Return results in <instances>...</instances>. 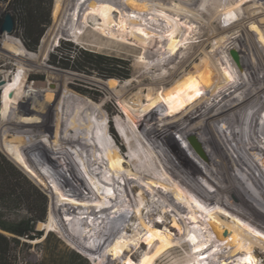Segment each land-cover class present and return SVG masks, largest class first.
Wrapping results in <instances>:
<instances>
[{
  "label": "rangeland",
  "instance_id": "374dc122",
  "mask_svg": "<svg viewBox=\"0 0 264 264\" xmlns=\"http://www.w3.org/2000/svg\"><path fill=\"white\" fill-rule=\"evenodd\" d=\"M91 1L111 3L114 10L108 19L109 24L114 25L120 18H123L126 20V28H129L131 21L136 20L142 27L156 34L153 42H136L125 34L108 38L107 33L96 27L92 21ZM131 1L60 0L58 5L57 0H40L38 10H35L34 7L36 6L31 2L28 4L26 16H28L27 19H29V24L32 27L33 35L40 34L35 47H26V35H24L23 28L18 25V21L14 23L12 31L2 33L0 30V71L9 72L8 81L0 87V93H8L18 75L21 79L17 84H22L16 102L2 98L0 103V125L3 106L6 103H11L16 106L11 122L15 128L17 126L16 130L22 129V131L11 130L0 140L6 137L8 140H12L15 136L30 135L45 137L50 143L47 168L44 167L46 163L39 159V165L46 172L44 181L34 178L30 163L26 162L22 165L4 153L0 147V151L32 179L47 197L45 219L36 224L35 238L28 239L27 244L19 247L18 264H94L93 257L96 261L104 264H128L129 258L133 264H264V206L254 195L243 188L241 189L237 184H232L233 187H231L228 186V183H221V185L215 182L205 172L201 160L196 157L191 149L185 134L188 133V129L193 130L194 125L203 131V129L212 130L211 127L216 124L214 129H216L219 138H226L228 148L234 150L233 154L239 161H245L246 158L242 155L240 147L249 148L253 145L252 143L245 145L241 143L240 139L245 137L250 142L254 136L256 138L258 133H262L258 129L264 127V116L261 115V112L264 114V108H259L251 96V94L257 95L261 92H259L258 81L252 83V76L259 77L260 72L256 71L251 61H246L248 68L244 69L243 76L245 79H251L248 94L247 90L240 93L234 89L233 97L224 98L222 105L220 103L218 107L209 100L210 106L214 107V112L211 114L213 119L207 117L208 120H201L200 113H205L206 116L209 114V110L206 107L201 108L200 111L196 110L195 107L199 105L197 101L191 102L189 105L179 106L187 96L200 92L201 84L196 79H189V74L201 62L200 58L203 54L198 53L188 61V66L181 70H177V64L186 60L193 53L194 44L199 42L201 36L208 31L215 32L211 24L218 25L217 28L223 25L228 27H223L216 32L217 34L210 39L209 43L204 45L203 52L211 56L216 70L220 71L218 73L222 77L227 72L232 74L230 80L224 84L226 90H232L239 83L237 74L234 72L237 70L238 53L234 50L221 51L220 42L213 45L211 42L221 37L220 41L224 44L226 38L222 40V36L230 33L229 31H234L238 35L241 32L244 33L243 26L239 24L241 20H237L245 14V9L242 8L244 5H240L238 12L235 11L236 5L230 6L232 10L229 11L233 14L230 16L229 14L225 15L228 8L224 9L222 6L219 7V11L213 0H182L181 2H185L184 7L178 6L181 4L180 1V3L177 2L178 0H137L142 5L141 10L133 9L130 5ZM226 1L229 3V0ZM76 3L78 6L75 17L76 35L72 36L69 33L68 24L71 22V13ZM194 3L199 12L203 10L201 12L203 19L193 15H190L189 18L186 17L188 5ZM239 11H242L240 16L238 15ZM7 15L14 22L10 0H0V28ZM261 17H264V13L255 15L252 20ZM189 22L194 25L193 29L188 30ZM178 23L187 39L180 42L177 50L171 54L166 50L167 43L171 37L170 34ZM246 28L251 34L252 42L264 56L263 41L259 39V28L252 25L251 22L246 23ZM66 41L74 43L82 50L94 51L115 59H121L128 63L129 77L123 79L122 76L126 72L124 69L117 70L114 74L105 73V75L109 74L112 77L108 78V76L104 77L98 74L90 67L83 66V62L75 63L83 70L68 69L50 63L51 53L57 46ZM247 41L251 43L248 38ZM121 42L130 44L133 50L120 46L119 43L121 44ZM235 44L238 45V42ZM9 52L25 56L33 62L44 58L45 68L36 66L18 68L14 64L15 58ZM246 60L248 59L246 58ZM222 62L223 64H221ZM59 71L63 73L61 74ZM226 76L228 77V75ZM26 78L31 79L26 80ZM260 82L262 83L261 79ZM189 83H192L191 88L184 94H178ZM29 85L36 90H47L43 92L46 96L35 97L25 94V89ZM64 87L76 96L88 99L100 109L104 119L107 120L108 132L113 141L112 145L117 147L121 154V142L118 141L121 137L120 130L123 129V126L129 125L163 171L164 179L155 178L153 176L156 173L154 169L148 168L146 170L137 167L122 154L124 163L127 165L126 168L129 169L127 173L119 172L111 164L105 153L103 154V152L91 148L90 145L88 146L89 152H94L98 159L102 156L99 161L103 160L104 166H107L104 169L106 178L102 174H93L88 169L87 172L89 175L92 174L91 177L94 182L102 190H105L103 191L106 196L114 200L115 206L112 207L110 217L104 218L107 223L110 221L109 218L113 220L112 223H108L110 227H106L107 223L104 225L98 218L93 219V216L88 219L84 212V205L77 206L81 196H85L87 191L90 200L92 202L95 200L91 198L94 196H92L93 189L88 185L89 176L78 170L79 163L74 166L69 161L67 162L69 157L64 159L62 157L68 179L64 185L53 184V180H57L56 177H52L56 168L54 161L56 151L54 152L51 137L44 135L43 132L53 129L57 123L58 101ZM52 90H55L53 97H47L49 92L52 93ZM215 93L221 94L223 91L216 89L213 94L216 95ZM38 98H42L43 101H39ZM262 98L264 97L262 96ZM173 102L178 108L169 110ZM74 104V101H71L72 109H74ZM242 106H247L248 111H244L245 107ZM249 107L252 108V112L257 108L254 114L258 111L260 116L255 115L256 117H253ZM173 114L186 116L182 115V121H179L173 117ZM114 115L120 116V119L115 117V122L119 121L123 125L115 129L116 137L110 131V126L114 123L112 122L114 120H111ZM189 117H192L190 122ZM197 117L201 119L198 120ZM134 122L138 123L144 137L136 129ZM159 122L166 123L160 128ZM228 136L238 142L232 141ZM17 145L22 146L23 144ZM200 146H203L201 150L203 149L204 153L206 146L204 144ZM212 149H207L205 155ZM249 150L251 149L249 148ZM260 153L263 154L264 150H260ZM171 154H179L184 163V173L181 175L177 176V173H174L172 168L168 166V156ZM158 157L161 158L162 163ZM211 167V170L216 169L215 164ZM259 167H261V162L257 161L249 165L248 168H243L242 173L245 174H243L244 177L252 176V180L256 177L257 183L264 186V180L258 177ZM224 173L218 177L225 181L228 175ZM188 177H190L188 181L181 182ZM178 179L182 180L178 183ZM208 182L214 186L217 193L211 189ZM222 188L229 189L234 196L233 199L235 200L228 199L231 202L232 209L230 210L232 211L219 198V195H223L221 193ZM254 188L258 190L256 186ZM223 199L225 202L226 199ZM237 199L242 200L237 201ZM55 205L67 212L69 216L67 219L71 220V223L67 224L71 225L69 227L66 224V227L72 230L74 227L80 226L82 232L73 231L70 235L65 232L63 225H50L48 213L50 208L55 207ZM94 205L96 212H100L97 203ZM233 208L245 209L246 212L240 211L237 214ZM211 217H215L221 222L228 233L226 237L213 230L210 222ZM152 228L160 232L152 242H148L146 237ZM93 229L97 231L95 237L92 236ZM86 230L87 232H85ZM103 230L106 231L98 232ZM190 235L191 238L194 236L195 239L190 240ZM76 236H80V238L77 239ZM119 236L126 240L130 239V244L122 255L115 257L109 248L113 240ZM74 239L78 240V244L84 246L83 250L74 246L77 243L69 242ZM200 240H204V242L201 244ZM158 242L163 243V248L161 247L155 253L153 249Z\"/></svg>",
  "mask_w": 264,
  "mask_h": 264
},
{
  "label": "bare ground",
  "instance_id": "6f19581e",
  "mask_svg": "<svg viewBox=\"0 0 264 264\" xmlns=\"http://www.w3.org/2000/svg\"><path fill=\"white\" fill-rule=\"evenodd\" d=\"M57 1H58L57 2L58 5H59L60 0H57ZM179 1L181 2L182 0H178L177 2H179ZM101 2L102 1H91L90 7L92 8V11L90 13L92 16L93 23L96 25V27L103 29L107 33V35L109 36L108 38H114V37H117L119 35L125 34V35H129L136 42L137 41L138 42H146V43L153 42V39L155 38L156 34L152 31L147 30L146 28L142 27L136 20L131 21V27H129V28H126V20H124L123 18H120V20L114 25L109 24L108 19L110 18V15L114 10V6L111 3H101ZM213 2H214V5L217 7L218 10L220 9L219 7H222V6H224V9L228 8L227 9L228 12L225 15L229 14L230 16L233 15V14H231V11H229V10H232L230 8V6L234 7L236 5L237 9L235 11L238 12V10L240 9V5L241 4L244 5L242 8L245 9L244 10L245 14L240 16L242 11L241 12L239 11L238 15L240 17L237 18V20L238 19L241 20L239 24H240V26H243L242 28H243L244 33L241 32L238 35L237 33H234V31H229L230 33H227V34L222 36L223 37L222 40H224L226 38L224 44H222V41H220L221 37H219L218 40H214V42H211V45L220 42V44H221L220 48H222V49H220V48L219 49L221 51H224V52L227 51L228 52V50H234L235 52L238 53V58L236 60L237 61L236 62L237 63V70L234 69L235 70L234 72H236V74H237L236 76L238 78L239 83H237L235 85V88H233L232 90L231 89L226 90L224 84L230 80V76L232 74L230 75V73L227 72L228 70L223 69L224 71L227 72L226 75H228V77L226 75H223V77H222L220 75V73H218L219 70H216V67L214 66L215 63L212 62L211 56L208 53L203 52L204 51V45L209 43L210 39H212V37H214L217 34L216 32L220 31L223 27L224 28L228 27L226 25H223L220 28H217L218 25L211 24L213 29L215 30V32L213 33V31L212 32L208 31L207 33H205V35L201 36L199 42L194 44L195 46L193 49V53L186 60H183L177 64V70H181L182 68L187 67L188 61L190 59H192L193 57H195L198 53L203 54V56L200 58L201 62L198 65H196L194 67V69L192 71H190L191 73L189 74V79H191V80L196 79L197 82L201 84L200 92L187 96L185 98V100L183 102H181L179 105V106L184 105V104L189 105V104H191V102L197 101V103L199 102L198 103L199 105L195 107L196 110L200 111L201 108L204 109L206 107L207 110H209V114L205 116V113L204 114L200 113V116L202 119L197 117L198 120H200V119L201 120H208L207 117L213 119L211 117V114H212V112H214V107L210 106L209 100L214 102L216 104V106L218 107V105L220 103L222 105V100L224 101V98L230 99L233 97V95L235 93L234 89L240 91V93H241V91L245 92L247 90V94H248V88L251 86L250 85L251 79L250 78L245 79V77L243 76L244 69L248 68V67H246V65H247L246 61L247 62L251 61V63L254 64L256 71L260 72L259 77L252 76L253 77L252 83H253V81L255 83H256V81L260 82V79H261L262 80V83L260 82L261 84L257 82V84H259V88H260L259 92L260 91L261 92H260V94H257V95L251 94V96H253L252 98L254 99L255 104H257V106H259V108H261V107L264 108V98H262V96L264 97V56H262L260 50L252 42L251 34L248 31V28H246V23H248V22H251L252 25H255L257 28H259L260 36H261V38L259 36V39H261L263 41V46H264V17L252 20V17H254L255 15L260 14V13H264V0H229V3L226 0H213ZM130 5L135 10H141L142 9V5L137 0H132L130 2ZM178 6L184 7L185 2L184 3L181 2V4H178ZM188 6H189V9H187L188 11L186 14L187 18H189L190 15H193L195 17H199L200 19L204 18L202 16V13H201L203 10L201 12H199L195 3L189 4ZM77 10H78V6L76 3V6L71 13V17H70L71 22L68 24V27H69L68 30H69L70 35H72V36L76 35L75 17H76ZM215 11L217 12V10H215ZM239 24H237V25H239ZM240 26H238V27H240ZM193 27H194V25L190 24V22H189L188 30L193 29ZM170 35H171V37L167 43V49L166 50L169 53L173 54L177 50V48L179 47L178 46L179 43L182 42L184 39H187V36L185 37V35L183 34L179 23L176 24L175 28L173 29V31ZM247 38L250 39L251 43H249L247 41ZM235 42H238V45L235 44ZM119 45L122 47L128 48L130 50H133V49H131V45L130 44L128 45V43H126V42L125 43L121 42V44L119 43ZM7 46L13 47L12 45H7ZM217 51H218V49H217ZM213 52H214V50H213ZM9 53H10V55H12L15 58L14 64L17 65L18 68L19 67L26 68L29 66H36V67H40V68H45V59L44 58H42L41 60L33 62L30 59L26 58L25 56H20V55L13 53V52H9ZM225 56H227V55L225 54ZM246 58L248 60H246ZM226 61H228V60H226ZM227 63H226V65H227ZM221 64H223V62ZM220 69H221V67H220ZM261 70H262V72H261ZM224 71H222L223 74H225ZM59 72H61V71H59ZM8 73L9 72L6 70L0 71V87H2L8 81ZM62 73L63 72H61V74ZM64 74H68V73H64ZM220 76H221V78H220ZM191 84L192 83H189L188 85L183 87L178 92V94L179 93H183V94L186 93L188 91V89L191 88V86H192ZM229 86H230V83H229ZM107 88H108V86H107ZM216 89H221V91H223V93H221V94L215 93L216 95H214L213 92L216 91ZM46 91L47 90H45V91L36 90L32 86L29 85L25 89V94L27 93L28 95H32L35 97L36 96L41 97V96H46V94L43 93ZM54 91L52 90V93L49 92L47 97L49 96L50 98H52ZM61 91H62V95L59 97V101H58L59 108H58L57 123L53 129L48 130L47 132H43L44 135L51 137V139L53 140L52 143H53V147H54V152L56 151L55 156H54V161L56 162V165H55L56 168L52 174V177H56L57 180L56 181L53 180V184L64 185L66 183V180L68 179V177H67L68 175L66 173V170H64V162H63L64 158L69 157L67 162L69 161V163L74 164V166L79 163L78 170L89 176L88 185L93 189L92 196H94L91 198H94L95 200H93V202L90 200V196H89L88 191H87L85 196H81V200H79V202L77 203V206L84 205V207H85L84 212H85V215L88 219L93 216V219L98 218V220L100 222H102L104 225H106L107 222H105L104 218L110 217V212L112 211V207L115 206L114 200L110 199L106 196V193L104 192L105 190L103 189L104 190L103 191L102 188L100 186H98L96 184V182H94V180L91 177L92 174L89 175V173L87 172V169L90 170V172L93 174H97V175L102 174V176H104L106 178L107 176L105 175L104 169H106L107 166L106 165L104 166L103 160L99 161V159L102 156L98 159L95 157L94 152H92V151H90L92 153L89 152L88 146L90 145L91 148H93L94 150L97 149L98 151L103 152V154L105 153L108 156L111 164L117 169V171H119V172L122 171V172L127 173L129 168H126L127 165H125L124 158H123L122 154L120 153V151L118 150V148L113 147V145H112L113 141H112V138L110 136V133L108 132L109 128H107V123H106L107 120L104 119L103 115L100 112V109L94 103L90 102L88 99H86L82 96H76L74 93L68 91V89H66V87H64ZM222 94H224V95H222ZM221 98H223V99H221ZM38 100L41 101L42 98H38ZM71 101L72 102L74 101V103H75L74 109H72V107H71L72 105H70ZM15 107L16 106L12 105L11 103H6V104H4V106L2 108V117H1V125H0V127H2V128H0V139L4 138L9 133V131L17 129V126L15 128L13 126V123L11 122ZM244 107H243L244 111H248L247 106H244ZM252 107L254 108V106H252ZM170 108H169V110H173L175 108H178V106L176 105V103L173 102L172 107H170ZM249 108H250L249 111H251L252 108L251 107H249ZM256 109L257 108H255V111H256ZM254 112H252L253 117H256L255 115L260 116L258 111L256 112V114H254ZM245 113H248V112H245ZM182 115H184V114H181V115L180 114H177V115L173 114V117L175 119H178L179 121L180 120L182 121V117H183ZM261 115L264 116V114H262V112H261ZM184 116H186V115H184ZM184 118H186V117H184ZM191 118L192 117H189V122L191 121ZM215 122H217V121H215ZM165 123L159 122L158 126L160 128H162V126ZM133 124H135L136 129L144 137V134L141 132L140 126H138V123L134 122ZM193 125H194V123H193ZM200 125H202V124H200ZM215 125L212 126L213 128L211 127L212 130H210V129L204 130L203 129V131H200L201 129L200 130L197 129L198 126H196V125H194L193 130L188 129L189 130L188 133H185V134L187 135V141L190 142L191 149L196 154V157H199V159L201 160V164L205 168V172L209 176H211V178L215 182H217L219 184L228 183V186H231V187H233L232 184H237L240 186L241 189L243 188L244 190L249 191L252 195H254L255 198L259 202H261L262 205L264 206V186H262V184H260V183L259 184L257 183L258 180L256 179V177L253 178V180H252V176H250V177L245 176L244 177L243 176L244 173H242L243 168H248L249 165L258 161L259 163L261 162V167H259V170H258L259 175L258 174L257 175L259 178H261V180L262 179L264 180V153L263 154L260 153V150L261 151L264 150V134H263L264 133V127L258 129V130L262 131V133H258L256 138L254 136L250 142L248 140H246L245 137L240 139L242 141L241 143H243L245 145H246V143L247 144L252 143V145H253V146H251L252 148L249 147L251 150H249L248 147L247 148L246 147H244V148L240 147L242 155L246 158L245 161L241 162L233 154L234 150L232 151V149L230 150L228 148L227 140H225L226 138H223V137L219 138V136L217 135L216 129H214ZM256 130L257 129L255 127V131ZM16 131H22V129L16 130ZM232 134H234V133H232ZM259 134H261V135H259ZM228 137L232 141L238 142L236 139L231 138L230 136H228ZM146 141L148 144H150L148 140H146ZM199 144L200 145L204 144V146H206L205 151L207 149H211V148H213V149L210 152H207L205 155V151L203 153V149L201 150V148H203V146H200ZM64 146L65 147L67 146V147L64 149L63 148ZM231 146H232V143H231ZM240 149H238V150H240ZM246 149H247V151H246ZM62 157H63V159H62ZM158 159L162 163L161 158L158 157ZM213 164H215L216 169L211 170L212 169L211 166H213ZM168 166L170 168H172L174 173H177V176L184 173V163H183L182 159L180 158L179 154H171L168 156ZM222 173L228 175V178H226L225 181H224V179H221L218 177V176L221 177ZM189 178L190 177L183 179V180L181 179L182 181L180 179H178L177 182L179 183L181 181V182L185 183V181H188ZM254 179H255V181H254ZM220 180H222V181L220 182ZM253 184H254V186L257 187L258 190H256L254 188ZM209 185H210L211 189L215 193H217L214 186L210 183H209ZM221 193L223 194L221 196L219 195V198H221V202L224 203L229 210L232 209L231 202L228 199L235 200V199H233L234 196H232L229 189L222 188ZM223 198L226 199L225 202H224ZM239 200H242V199H237V201H239ZM95 203H97V206L99 207V210L101 213L96 212V207L94 205ZM244 208H245V206H244ZM233 209L235 210V212L237 214L240 211H243L244 213L246 212L245 209L244 210H239V209H235V208H233ZM230 211H232V210H230ZM68 217L69 216L67 215V212H65L64 210H61L57 205H55V207H51L50 211L48 213L50 225L51 224H53V226L63 225L65 232L69 233L70 235L72 234L73 231H78V232L81 231L82 228L80 226L74 227L72 230L68 229L66 227L67 223H71L70 222L71 220L67 219ZM242 218H245V217H242ZM109 219H110V221L108 223H112L113 220L111 218H109ZM210 219H211L210 222H211V226H212L213 230L216 232L222 233L221 236L226 237L228 235V233L224 229L221 222L218 219H216L215 217H211ZM108 223H107L106 227L110 225ZM67 225L70 227L71 224L70 225L67 224ZM57 229H58V227H57ZM93 231H94V229H93ZM104 231H106V230L98 231V232L102 233ZM85 232H87V230ZM159 232H160L159 230L152 228L149 235L146 237V240L148 242H152L154 240V238H156L159 235ZM96 233H97V231H94L92 236L95 237ZM78 237L80 238V236H78ZM78 237H77V239H78ZM189 237H190V240L195 239L194 236H193V238H191L192 237L191 235ZM77 241L78 240L74 239L73 241L71 240L69 242L70 243L73 242L76 244ZM81 241H83V240H81ZM200 241H201L200 242L201 244L204 242V240L203 241L200 240ZM161 243L158 242L155 244V246H154L155 249H153L155 253L158 250H160V248L163 246V243L162 244ZM129 244H130V239L126 240V239H123L122 237L119 236L113 240L109 250L112 252L113 256L117 257V256L122 255V253H124V251L128 248ZM74 246H77L80 250L84 249V246H82L80 243L79 244L77 243ZM152 254H153V252H152ZM127 259H128V257H127ZM93 262H94V264H104L102 262L96 261L94 257H93ZM127 263L133 264V262L131 261V258H129Z\"/></svg>",
  "mask_w": 264,
  "mask_h": 264
},
{
  "label": "trees",
  "instance_id": "16d2710c",
  "mask_svg": "<svg viewBox=\"0 0 264 264\" xmlns=\"http://www.w3.org/2000/svg\"><path fill=\"white\" fill-rule=\"evenodd\" d=\"M31 2L37 7H34L35 10H38L40 0H10L14 18L26 35V47H35L40 35H33L28 16H26L28 4ZM78 62H83V66L90 67L104 77L112 78L109 74H114L120 69L126 71L122 76L123 79L129 77L128 63L94 51L82 50L69 41L63 42L51 53L50 63L52 64L68 69L83 70L75 64ZM107 72L109 74L105 75ZM20 79L18 75L8 93H0V103L2 98L17 101L22 87V84H17ZM29 79L31 78H26V80ZM115 117L120 119L119 115L112 116L111 120H114L112 121L114 123L111 124L110 131L116 137L115 129L120 128L122 123L115 122ZM120 136L118 141L121 142V152L133 165L146 170L152 168L156 171L153 174L155 178L164 179L162 169L129 125L123 126ZM0 147L4 153L22 165L26 162L30 163L34 178L44 181L46 172L39 165V159L46 163L44 167L47 168L50 149L47 138L19 135L8 140L6 137L0 140ZM4 153L0 151V264H18L19 247L27 244L28 239L35 238L36 224L45 219L47 197L39 186Z\"/></svg>",
  "mask_w": 264,
  "mask_h": 264
},
{
  "label": "water",
  "instance_id": "95a60500",
  "mask_svg": "<svg viewBox=\"0 0 264 264\" xmlns=\"http://www.w3.org/2000/svg\"><path fill=\"white\" fill-rule=\"evenodd\" d=\"M12 18L7 15L5 22L2 24L0 30L2 33H5L7 31H10L12 29Z\"/></svg>",
  "mask_w": 264,
  "mask_h": 264
},
{
  "label": "flooded vegetation",
  "instance_id": "af4514ba",
  "mask_svg": "<svg viewBox=\"0 0 264 264\" xmlns=\"http://www.w3.org/2000/svg\"><path fill=\"white\" fill-rule=\"evenodd\" d=\"M14 23H17V21H16L15 18H14V22H13V24H12V29H13V27H14ZM12 29H11L10 31H12Z\"/></svg>",
  "mask_w": 264,
  "mask_h": 264
}]
</instances>
